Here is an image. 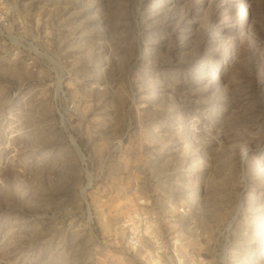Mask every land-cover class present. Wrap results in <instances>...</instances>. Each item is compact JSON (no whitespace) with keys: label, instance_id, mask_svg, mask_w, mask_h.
<instances>
[{"label":"rangeland","instance_id":"rangeland-1","mask_svg":"<svg viewBox=\"0 0 264 264\" xmlns=\"http://www.w3.org/2000/svg\"><path fill=\"white\" fill-rule=\"evenodd\" d=\"M199 259L264 264V0H0V264Z\"/></svg>","mask_w":264,"mask_h":264},{"label":"built area","instance_id":"built-area-1","mask_svg":"<svg viewBox=\"0 0 264 264\" xmlns=\"http://www.w3.org/2000/svg\"><path fill=\"white\" fill-rule=\"evenodd\" d=\"M143 215V213H140L139 215L135 216L134 223H132V227L129 228L127 242L137 250L147 251L145 247L148 243L159 246L161 241L159 239H153L150 237V235H147L149 220ZM146 235L147 237H145ZM155 256L156 255L153 252L147 251L142 260L152 263L157 260ZM201 260L202 259H199L197 264H202ZM202 262L205 264V261L202 260Z\"/></svg>","mask_w":264,"mask_h":264}]
</instances>
